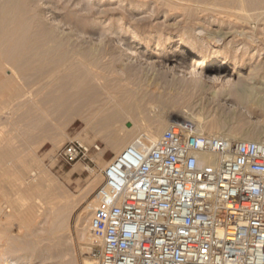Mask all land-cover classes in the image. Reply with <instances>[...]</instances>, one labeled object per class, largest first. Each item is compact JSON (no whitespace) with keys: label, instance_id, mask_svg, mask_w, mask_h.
<instances>
[{"label":"rangeland","instance_id":"obj_1","mask_svg":"<svg viewBox=\"0 0 264 264\" xmlns=\"http://www.w3.org/2000/svg\"><path fill=\"white\" fill-rule=\"evenodd\" d=\"M19 1L13 10L0 6V264H96L90 222L103 170L142 124L117 113L143 110L121 89L117 71L157 59L160 37L191 32L211 54L208 65L229 60L221 74L245 84V100L193 88L189 104L223 136L264 141V96L255 93L264 76V0H177L171 10L164 0H46L48 8L41 0ZM119 37L140 57L126 60ZM175 112L161 116L165 129L177 117L190 119ZM130 122L137 127L128 131ZM71 141L100 150L66 164L58 152ZM61 199L68 213L48 214Z\"/></svg>","mask_w":264,"mask_h":264},{"label":"built area","instance_id":"obj_2","mask_svg":"<svg viewBox=\"0 0 264 264\" xmlns=\"http://www.w3.org/2000/svg\"><path fill=\"white\" fill-rule=\"evenodd\" d=\"M100 146L65 144L66 164ZM90 227L96 264H264V141L173 121L103 170Z\"/></svg>","mask_w":264,"mask_h":264},{"label":"bare ground","instance_id":"obj_3","mask_svg":"<svg viewBox=\"0 0 264 264\" xmlns=\"http://www.w3.org/2000/svg\"><path fill=\"white\" fill-rule=\"evenodd\" d=\"M164 1H167L166 5H168V8L170 10L172 7L178 6L177 0H164ZM18 2L19 4H21L19 0H0V6L6 7L11 10L12 8L15 7V4H17ZM41 2L44 4L45 8L50 7L47 5L46 0H41ZM91 2L92 1L89 0V3ZM15 8H17V5ZM210 36L211 35H209V37ZM150 41L151 39L146 38L145 40H142V43L146 44L147 46L150 44ZM200 41L201 40L197 37V35L191 32L181 33L180 37L178 38H173L172 36H168L166 37L165 40H162V37H160L158 39V44H157V49L159 50V52L157 53L158 54L157 59L146 60L145 61L146 65L141 66V68L140 67L137 68L135 66H127L126 68L119 69V71H117L119 72L118 75H116L118 81L124 83L122 84L121 87L124 93H126L130 99H134L136 102H138L139 106L140 103H143L141 104L143 110L140 113L137 112L132 113L124 110L117 111L119 115H127L128 117H132V118H140L142 122V124L138 126L137 135L133 137L127 143L126 147H124L123 149L126 150L130 146H133L138 139L142 140L144 144L148 146L155 143L162 134L161 132L165 130L166 124H168L165 123L163 120H161L162 119L161 116L165 117V115H163L165 113H167L168 116H172L173 112H175L176 110L183 112L184 115H186V117L190 118L189 120H191L192 122L194 121V123H196L199 126H202L205 130L208 129V131L203 133L214 136L222 135L220 134L221 130L220 131L218 130L219 126L217 125V122H215L213 119L206 120V117L202 112L196 113L193 111V108L191 107L192 105L189 104V101L192 98L191 89L198 88L204 94L211 93L213 97H219V98L222 96L224 100L229 99L231 96H235L239 101H243L245 100L246 91L244 90V88L246 86L243 82L229 83V81H227V79L229 78L227 73L221 74L223 66L232 64L229 63V60L226 61V58L219 62L217 60L218 58H216L213 61L212 65H208L207 62L210 61L211 54L205 51L204 49L199 48V46H197V44H199ZM117 42L121 43L124 46V52L126 53V60L131 59V57H135V58L140 57L139 54L140 52L138 53L137 50H135L132 47V45H130L129 43L123 42L120 37L118 38ZM168 44H170L171 46L168 48L169 49L168 51L167 50L165 51V48ZM144 53L145 52H142L141 55L144 56L147 55V53L145 54ZM185 64H187V66H185ZM209 70L212 71V73L207 76L205 73L206 71ZM257 81L260 84V86L257 87L255 93L264 96V76H260L257 79ZM157 116L158 118H160V122H158L159 124L157 126L155 125L156 127L152 129L150 126V122L153 119H155V117ZM184 120L186 122H190L188 118L187 120L186 119ZM165 121L167 122V120ZM173 121H182V120L181 118L177 117L173 119L172 122ZM170 123L171 122H169V124ZM128 124L129 125L126 126L128 131L133 130L135 126L137 127V125L133 123L131 124V122ZM120 137L121 134L117 132L113 137L112 141L116 142L117 140H119ZM231 137L230 139H232ZM239 139L247 140L248 138L239 137ZM77 167L79 170L80 167L79 166ZM77 167H75V169ZM85 168L88 169L87 166ZM35 172H30L31 176L36 177V173L38 171L36 173ZM23 181L25 182V179L22 180V182L20 181L21 185H24ZM62 200L63 199L60 200L59 202L60 204L57 206L56 210L54 207H51L49 210L50 213L48 214L59 217L65 216L68 213L69 209L67 210V204ZM62 202H64V204ZM53 225L54 223L50 224L46 228V231L54 230ZM14 264H18V263L14 262Z\"/></svg>","mask_w":264,"mask_h":264},{"label":"water","instance_id":"obj_4","mask_svg":"<svg viewBox=\"0 0 264 264\" xmlns=\"http://www.w3.org/2000/svg\"><path fill=\"white\" fill-rule=\"evenodd\" d=\"M129 125V124H128Z\"/></svg>","mask_w":264,"mask_h":264}]
</instances>
